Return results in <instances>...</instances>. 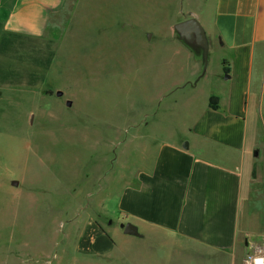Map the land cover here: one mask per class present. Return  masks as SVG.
<instances>
[{"label": "rangeland", "instance_id": "rangeland-1", "mask_svg": "<svg viewBox=\"0 0 264 264\" xmlns=\"http://www.w3.org/2000/svg\"><path fill=\"white\" fill-rule=\"evenodd\" d=\"M184 7L174 0H68L44 37L26 41L30 54L16 48L9 67L0 63V264L55 255L66 220L86 215L97 189L112 183L115 199L119 159L135 168L139 145L149 141L141 135L165 109L164 90L177 77L169 43ZM262 105L230 264L237 257L246 264L264 246Z\"/></svg>", "mask_w": 264, "mask_h": 264}, {"label": "crops", "instance_id": "crops-1", "mask_svg": "<svg viewBox=\"0 0 264 264\" xmlns=\"http://www.w3.org/2000/svg\"><path fill=\"white\" fill-rule=\"evenodd\" d=\"M67 1L0 0V63L9 67L10 55L26 47L30 54L26 41L44 37ZM174 1L186 6L178 21L195 17L206 31V70L197 47L174 29L177 77L151 128L143 120L150 130L141 138L149 141L139 145L135 168L119 159L115 199L112 183L97 189L89 212L66 220L56 254L30 264L231 263L246 161L262 127L264 0ZM127 222L136 234L125 232Z\"/></svg>", "mask_w": 264, "mask_h": 264}, {"label": "water", "instance_id": "water-1", "mask_svg": "<svg viewBox=\"0 0 264 264\" xmlns=\"http://www.w3.org/2000/svg\"><path fill=\"white\" fill-rule=\"evenodd\" d=\"M175 31L179 34L180 38L192 45L193 47H200L202 49V58L204 61V71L207 68L209 58V39L206 31L200 21L195 17H190L185 20L179 21L174 25ZM58 95H62V91L57 92ZM72 101L67 100V105H71ZM188 146V143L185 144ZM13 184L17 185L18 181L14 180ZM124 230L129 234H136L137 227L132 222H127L124 226Z\"/></svg>", "mask_w": 264, "mask_h": 264}, {"label": "built area", "instance_id": "built-area-1", "mask_svg": "<svg viewBox=\"0 0 264 264\" xmlns=\"http://www.w3.org/2000/svg\"><path fill=\"white\" fill-rule=\"evenodd\" d=\"M246 264H264V246L255 250L246 260Z\"/></svg>", "mask_w": 264, "mask_h": 264}, {"label": "trees", "instance_id": "trees-1", "mask_svg": "<svg viewBox=\"0 0 264 264\" xmlns=\"http://www.w3.org/2000/svg\"><path fill=\"white\" fill-rule=\"evenodd\" d=\"M197 53L199 54V56H202V49L200 47L196 48ZM211 106L217 108L218 104H217V97H212L211 98Z\"/></svg>", "mask_w": 264, "mask_h": 264}]
</instances>
